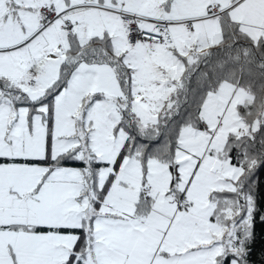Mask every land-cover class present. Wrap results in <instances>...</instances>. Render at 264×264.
<instances>
[{"label": "snow or ice", "instance_id": "snow-or-ice-1", "mask_svg": "<svg viewBox=\"0 0 264 264\" xmlns=\"http://www.w3.org/2000/svg\"><path fill=\"white\" fill-rule=\"evenodd\" d=\"M262 163L264 0H0V264H249Z\"/></svg>", "mask_w": 264, "mask_h": 264}, {"label": "trees", "instance_id": "trees-1", "mask_svg": "<svg viewBox=\"0 0 264 264\" xmlns=\"http://www.w3.org/2000/svg\"><path fill=\"white\" fill-rule=\"evenodd\" d=\"M256 178L260 184L257 192V201L259 204H264V163L256 173ZM255 239L252 244L248 245L251 251L247 255L249 264H264V223H260L257 219L255 227Z\"/></svg>", "mask_w": 264, "mask_h": 264}]
</instances>
